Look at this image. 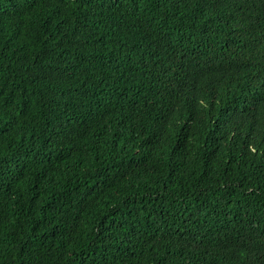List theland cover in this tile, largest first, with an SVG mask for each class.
Returning a JSON list of instances; mask_svg holds the SVG:
<instances>
[{"label": "trees", "instance_id": "1", "mask_svg": "<svg viewBox=\"0 0 264 264\" xmlns=\"http://www.w3.org/2000/svg\"><path fill=\"white\" fill-rule=\"evenodd\" d=\"M0 264H264V0H0Z\"/></svg>", "mask_w": 264, "mask_h": 264}]
</instances>
